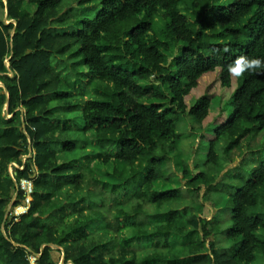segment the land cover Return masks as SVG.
<instances>
[{"label": "trees", "instance_id": "obj_1", "mask_svg": "<svg viewBox=\"0 0 264 264\" xmlns=\"http://www.w3.org/2000/svg\"><path fill=\"white\" fill-rule=\"evenodd\" d=\"M94 1L0 0V264H33L32 253L36 264H60L55 248L64 264L264 262V69L238 75L231 99L219 94L238 58L264 61V0H101L80 15ZM149 81L156 88L141 85ZM186 113L216 124L207 165L233 163L245 141H258L230 169L232 253L214 235L223 211L207 221L198 202H212L227 172L186 170V196L155 187ZM93 161L113 162L121 182L102 180ZM22 179L33 181L32 201L15 216L26 205ZM182 197L192 202L157 218Z\"/></svg>", "mask_w": 264, "mask_h": 264}, {"label": "rangeland", "instance_id": "obj_2", "mask_svg": "<svg viewBox=\"0 0 264 264\" xmlns=\"http://www.w3.org/2000/svg\"><path fill=\"white\" fill-rule=\"evenodd\" d=\"M65 5L67 4H73V0H65ZM101 7V0H95L93 3L89 5H85L80 7L81 14H93L96 10L100 9ZM33 9H35L34 6H32ZM172 57L169 58L171 60ZM84 69V67H83ZM86 70V69H84ZM218 77V75H214L213 78ZM209 80L205 79L200 83L199 88L194 92V97L188 99V103L190 105L194 104L197 101V95H201L204 92V85ZM155 81H149V82H143L141 85L143 86H150L151 88L155 87ZM4 84L0 82V86H3ZM238 85V79L237 75H235V79L233 82L232 87H219V94L225 95L226 99H231V95L234 92ZM6 91V90H5ZM216 95V97L213 99V105L211 107V114L213 112H217L220 105H221V96ZM164 103L169 102V97L167 96V99L163 101ZM225 115L224 119H229L233 108L231 103L227 101L225 108ZM208 121H202L197 122L196 119L186 114H181L180 119L177 123V129L181 134V138L179 139L177 145L171 149L170 153V160L168 163V170L166 171V175L164 178L158 180L155 182V187L157 191L160 193H167L170 190L173 189H180L183 196H186V182H187V175L185 173L186 170L189 171L190 174L196 175L200 171L208 170L216 174L218 179H222L226 172V180H224L219 188V191H214L211 194L212 202H206L202 199V196L198 197V202L203 204V207H201V216L207 220V221H214L216 215L218 214V211L222 210V214L218 216L216 219L218 221L219 230L217 233H215V237L217 240H220L218 245L219 247L223 245L227 249L228 252L232 253L235 251L236 246L231 244L229 242V239L227 238V231L232 226V215H233V200L231 198L232 195L236 193V190L232 187L233 181L231 180V173L230 169H233L240 161L243 160V158H246L249 156L252 152L256 151V145L258 143L257 140L255 141H245L243 145V150L239 154V156L235 157L233 163H223L217 167H213V165H207L206 159L207 154L209 151V143L210 139L208 136L213 135V131L216 124H211ZM202 125V126H201ZM194 128V129H193ZM34 154V153H33ZM30 154L27 156L29 157ZM24 160L27 159L26 157L23 158ZM60 161H64L63 154H60ZM17 167L18 165H14ZM92 168L98 173L100 178L104 181H108L111 184L120 183V179L115 175L114 173V163L110 162L107 165H101L97 161H93L91 164ZM14 168H10V173L13 174ZM135 186V183H134ZM16 195V194H15ZM57 198L62 199V196H57ZM191 198V196H190ZM188 197H182L180 200L172 201L170 203L165 204L162 208H160V215L157 218H162L165 214V211L168 208H180L183 205H186L185 203H191V199ZM190 199V200H189ZM130 203L126 202L123 208L126 210L130 209ZM26 208V207H25ZM9 210H12V204L9 205ZM15 213L19 215L23 214L24 207L16 206L15 207ZM13 210V211H14ZM221 213V212H220ZM12 216H10L11 218ZM142 219V216H139V220ZM215 221V222H217ZM96 226V223H92L91 230H93ZM174 239H177L178 241L185 243L186 239L181 238L177 235L172 236ZM201 239L199 238V241ZM179 250V248H176ZM36 258H39V254H35ZM258 258L261 257V254L259 252L256 253ZM39 256V257H38ZM255 264H264L262 262V257L258 260V263Z\"/></svg>", "mask_w": 264, "mask_h": 264}, {"label": "clouds", "instance_id": "obj_3", "mask_svg": "<svg viewBox=\"0 0 264 264\" xmlns=\"http://www.w3.org/2000/svg\"><path fill=\"white\" fill-rule=\"evenodd\" d=\"M239 69V72L235 71ZM257 69H264V61L261 59H249L247 57L238 58L234 63L229 67V72L232 75H241L244 72L255 71Z\"/></svg>", "mask_w": 264, "mask_h": 264}, {"label": "built area", "instance_id": "obj_4", "mask_svg": "<svg viewBox=\"0 0 264 264\" xmlns=\"http://www.w3.org/2000/svg\"><path fill=\"white\" fill-rule=\"evenodd\" d=\"M20 186L22 187V189L27 193V199H26V205L24 206H21V207H24V210L23 211V214L26 213L29 209V205L32 201V197H31V194L33 193V181L31 180H27V179H22L21 180V184ZM26 207V208H25ZM14 215L15 216H19V213L16 214L15 213V210H14ZM39 257V256H38ZM38 258H36V256L34 255V253H32L30 255V260L33 264H36V261H37ZM69 264V263H68ZM72 264V263H71Z\"/></svg>", "mask_w": 264, "mask_h": 264}, {"label": "crops", "instance_id": "obj_5", "mask_svg": "<svg viewBox=\"0 0 264 264\" xmlns=\"http://www.w3.org/2000/svg\"><path fill=\"white\" fill-rule=\"evenodd\" d=\"M58 249L59 248H55L53 250V252H52L53 257L55 258V260L57 261V263L64 264V252L62 250L61 253H59V250ZM69 264H71V262Z\"/></svg>", "mask_w": 264, "mask_h": 264}, {"label": "snow or ice", "instance_id": "obj_6", "mask_svg": "<svg viewBox=\"0 0 264 264\" xmlns=\"http://www.w3.org/2000/svg\"><path fill=\"white\" fill-rule=\"evenodd\" d=\"M235 71L239 72V69H235Z\"/></svg>", "mask_w": 264, "mask_h": 264}, {"label": "water", "instance_id": "obj_7", "mask_svg": "<svg viewBox=\"0 0 264 264\" xmlns=\"http://www.w3.org/2000/svg\"><path fill=\"white\" fill-rule=\"evenodd\" d=\"M7 91V90H6ZM27 158V157H26Z\"/></svg>", "mask_w": 264, "mask_h": 264}]
</instances>
